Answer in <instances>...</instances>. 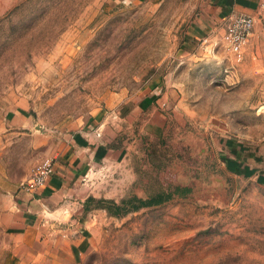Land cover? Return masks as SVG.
I'll return each mask as SVG.
<instances>
[{
    "label": "rangeland",
    "instance_id": "374dc122",
    "mask_svg": "<svg viewBox=\"0 0 264 264\" xmlns=\"http://www.w3.org/2000/svg\"><path fill=\"white\" fill-rule=\"evenodd\" d=\"M114 2L27 0L0 23V136L17 113L45 135L96 114L112 93L135 92L168 73L180 74L172 80L185 104H197V116H215L217 130L260 129L264 67L255 59L239 60L224 45L212 78H194L193 64H177L181 30L195 9L190 0ZM238 187L228 202H214L181 190L174 196L172 184L157 183L150 204L123 217L96 211L83 254L11 262L0 223V264H264V188Z\"/></svg>",
    "mask_w": 264,
    "mask_h": 264
},
{
    "label": "crops",
    "instance_id": "0c3cea01",
    "mask_svg": "<svg viewBox=\"0 0 264 264\" xmlns=\"http://www.w3.org/2000/svg\"><path fill=\"white\" fill-rule=\"evenodd\" d=\"M26 1L0 0V23ZM147 1L165 2L114 3ZM190 3L195 9L181 30L177 64H193L194 78H212L222 46L227 48L228 25L239 12L256 13L258 0ZM248 55L264 67L261 21ZM175 75L155 74L135 92L112 93L96 114L74 117L45 135L30 116L6 118L0 136V223L11 262L27 254L40 259L83 254L94 213L105 210L100 199H150L157 183L172 184L174 196L181 190L182 197L214 202L231 200L241 181L264 188V122L256 133L217 130L215 116H197V104H185L184 89L172 80L182 77ZM256 115L264 121V110ZM47 159L55 170L45 186L22 189ZM64 239L68 247L59 244Z\"/></svg>",
    "mask_w": 264,
    "mask_h": 264
},
{
    "label": "built area",
    "instance_id": "2783aa9c",
    "mask_svg": "<svg viewBox=\"0 0 264 264\" xmlns=\"http://www.w3.org/2000/svg\"><path fill=\"white\" fill-rule=\"evenodd\" d=\"M258 21H261L264 27V0H258L257 11L254 14L246 12L237 13L226 29L224 40L227 48L239 60L244 59L250 54V44ZM54 170L53 160H45L35 167L30 179L21 183V188L35 191L44 187Z\"/></svg>",
    "mask_w": 264,
    "mask_h": 264
},
{
    "label": "trees",
    "instance_id": "16d2710c",
    "mask_svg": "<svg viewBox=\"0 0 264 264\" xmlns=\"http://www.w3.org/2000/svg\"><path fill=\"white\" fill-rule=\"evenodd\" d=\"M150 201L151 200L149 199L133 197L124 199L121 203H117L111 199H100L99 203L101 204L102 208H104L108 212L110 216L119 218L125 216L127 213L139 209L140 207L150 204ZM134 202L138 204L134 205Z\"/></svg>",
    "mask_w": 264,
    "mask_h": 264
}]
</instances>
